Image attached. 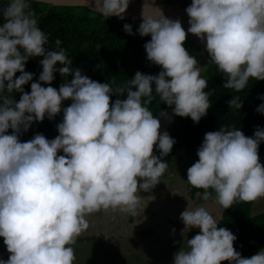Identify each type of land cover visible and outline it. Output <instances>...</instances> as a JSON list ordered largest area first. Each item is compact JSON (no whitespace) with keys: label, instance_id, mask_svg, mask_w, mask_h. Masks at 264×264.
I'll use <instances>...</instances> for the list:
<instances>
[{"label":"clouds","instance_id":"9594fccd","mask_svg":"<svg viewBox=\"0 0 264 264\" xmlns=\"http://www.w3.org/2000/svg\"><path fill=\"white\" fill-rule=\"evenodd\" d=\"M91 2L104 18L123 19L130 0ZM185 11L187 33L205 44L209 62L223 74L224 88L240 92L250 79L264 80V0H191ZM0 17V237L10 254L0 264H73L71 245L89 226L86 214L111 208L135 215L141 199L137 193L159 183L168 167L162 158L175 140L159 131L160 120L148 107L154 94L174 106L175 115L199 122L211 106L207 81L184 46L181 22L166 17L155 0H143L136 31L150 36L144 44L146 56L161 71H137L121 84L101 83L73 69L59 39L56 48L46 50L48 36L38 26L31 0H2ZM123 28L133 34L131 24ZM40 56L38 81L25 92L23 85L34 75L25 71V63ZM57 62L63 66L56 68ZM55 72L65 78L58 89L51 86ZM14 91L22 93L18 101ZM113 94L118 98L110 101ZM258 98L264 100V94ZM65 100L71 103L62 108ZM227 103L242 107L238 95ZM61 111L55 138L37 133L21 142L20 135L34 121L45 116L51 120ZM256 111L264 114V103ZM261 142L264 128L259 126L253 136L239 128L206 132L198 160L187 169L188 183L204 190V200L209 189L214 191L224 209L237 200L264 197ZM154 145L159 156L153 154ZM60 150L63 155H58ZM180 219L183 231H200L182 243L173 264H264V248L242 257L233 247L236 236L218 228L205 207L187 206Z\"/></svg>","mask_w":264,"mask_h":264},{"label":"trees","instance_id":"16d2710c","mask_svg":"<svg viewBox=\"0 0 264 264\" xmlns=\"http://www.w3.org/2000/svg\"><path fill=\"white\" fill-rule=\"evenodd\" d=\"M31 7L36 14L38 26L48 36L46 50L56 48L55 41L59 39L60 47L66 50V54L72 60V68H79L83 75H87L92 80L101 83L114 81L116 84H121L134 77L137 71L153 75L161 71V66L147 59L144 44L150 40V36L142 37L136 31L141 21L120 19L116 16L104 18L98 11L86 6H50L45 2L31 0ZM0 22H2V17H0ZM125 23L132 25L133 34L124 31ZM184 46L195 58L201 54L200 44L189 35H186ZM207 58L201 63V75L207 81L205 91L210 92L211 106L199 122H193L190 117L172 114L164 131L174 138L175 143L171 151L162 158L167 162L168 167L160 178L170 174L174 156L179 151H185L190 155V166L197 161V149L203 141L204 134L208 131H216L221 127L239 128L246 136H253L257 126L264 128V114L256 111L259 105L264 103V100L258 98L264 94V80L250 79L246 88L240 92L226 89L223 87V74L219 73L216 66L209 62V55ZM41 59H43L42 56L30 57L25 63V71L34 74L32 81L23 85L25 92H30L31 83L38 81L42 71V65L39 63ZM62 66L59 62L55 65L56 68ZM15 75L19 76L20 73L17 72ZM54 77L51 86L58 89L65 78L59 72H55ZM71 78V75L67 77L68 80ZM40 83L42 86H48L44 82ZM154 87L153 85V90ZM12 95L18 101L22 93L14 91ZM234 95H238L242 100V107L238 110L229 107L227 103ZM117 98L113 94L110 101ZM70 103L71 100L63 101L62 108ZM148 107L155 116L161 118L158 115L160 111L168 113L174 106L170 107L160 102L159 97L154 94V99ZM62 118L63 112L61 111L51 120L45 116L43 121H34L26 132H22L19 139L24 142L33 138L37 133L53 139L59 134L56 126L62 122ZM11 132L12 130L9 129L8 133ZM153 154L160 155L155 145ZM58 155H63L62 150L58 152ZM258 155L261 164L264 165V142L259 144ZM203 191L192 185L190 187L192 197L202 198ZM209 192L211 193L209 196L215 195L211 189ZM261 198L254 201L237 200L227 209L222 207L217 220L218 228L224 227L236 236L233 247L245 258H250L264 248V212L252 214L253 203ZM96 239H98L96 236L77 237L75 242ZM0 241H3L2 237ZM221 264H229V262L222 261Z\"/></svg>","mask_w":264,"mask_h":264},{"label":"rangeland","instance_id":"374dc122","mask_svg":"<svg viewBox=\"0 0 264 264\" xmlns=\"http://www.w3.org/2000/svg\"><path fill=\"white\" fill-rule=\"evenodd\" d=\"M157 3L176 4L188 6L191 0H155ZM186 35L191 34L186 32ZM197 40L201 47V54L196 57L198 66L207 58V51L201 40ZM199 52V53H200ZM202 73V72H201ZM166 117L159 118L160 132H163L172 117V108ZM190 167V155L179 151L174 156V163L168 176L160 178L148 191L140 190L141 196L135 215L121 212L119 209H100L86 214L88 228L78 237L96 236V240H81L74 242L75 260L73 264H149V260L142 257L144 254L145 229L156 231L163 241L169 243L171 236L175 238L178 249L187 238L191 239L199 233V228L183 231L184 224L180 213L189 208L203 206L217 220L220 217L222 206L216 201V194L207 200L190 194V183L187 181V169ZM173 205V206H172ZM264 212V197L253 203L252 214ZM178 225V226H177ZM117 235V236H116ZM146 237V236H145ZM144 241V242H142ZM9 253L6 245L0 241V258L8 259ZM140 260L139 262H136ZM173 264V263H172Z\"/></svg>","mask_w":264,"mask_h":264},{"label":"water","instance_id":"95a60500","mask_svg":"<svg viewBox=\"0 0 264 264\" xmlns=\"http://www.w3.org/2000/svg\"><path fill=\"white\" fill-rule=\"evenodd\" d=\"M35 1L45 2L50 6L53 5L86 6L94 10L91 0H35ZM155 3L156 6H158L163 11L166 17L171 19H178L181 22L182 27L185 29V32H187V29L189 27L188 24L189 17L185 11L187 6L157 3V2ZM142 4H143V0H130L128 8L126 12L123 14L124 15L123 19L142 22V17H141ZM191 36H194L195 38L200 40V38H198L194 34H191ZM203 45L205 46L204 43Z\"/></svg>","mask_w":264,"mask_h":264},{"label":"flooded vegetation","instance_id":"af4514ba","mask_svg":"<svg viewBox=\"0 0 264 264\" xmlns=\"http://www.w3.org/2000/svg\"><path fill=\"white\" fill-rule=\"evenodd\" d=\"M146 230V235H144L145 249L144 252H142L144 255L141 258L138 257V259L142 260V258H145L150 261L149 264H172L174 253L178 250L177 245H175V238L172 239L171 235L169 237L170 239H168V243L167 240L163 241L160 235H156V231L150 229ZM140 263L144 264L143 262Z\"/></svg>","mask_w":264,"mask_h":264},{"label":"bare ground","instance_id":"6f19581e","mask_svg":"<svg viewBox=\"0 0 264 264\" xmlns=\"http://www.w3.org/2000/svg\"><path fill=\"white\" fill-rule=\"evenodd\" d=\"M173 206V205H172ZM178 226V225H177ZM117 236V235H116Z\"/></svg>","mask_w":264,"mask_h":264}]
</instances>
